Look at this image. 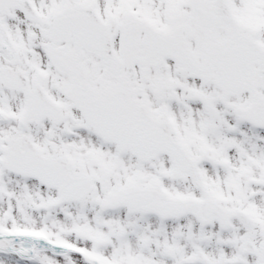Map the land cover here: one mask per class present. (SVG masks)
<instances>
[{
  "label": "snow or ice",
  "instance_id": "1",
  "mask_svg": "<svg viewBox=\"0 0 264 264\" xmlns=\"http://www.w3.org/2000/svg\"><path fill=\"white\" fill-rule=\"evenodd\" d=\"M0 264H264V0H0Z\"/></svg>",
  "mask_w": 264,
  "mask_h": 264
}]
</instances>
